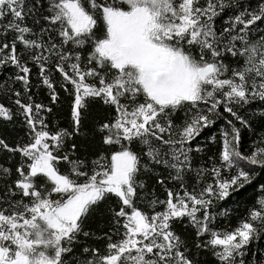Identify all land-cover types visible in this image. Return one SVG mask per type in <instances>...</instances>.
<instances>
[{"label":"snow or ice","instance_id":"snow-or-ice-1","mask_svg":"<svg viewBox=\"0 0 264 264\" xmlns=\"http://www.w3.org/2000/svg\"><path fill=\"white\" fill-rule=\"evenodd\" d=\"M0 264H264V0H0Z\"/></svg>","mask_w":264,"mask_h":264},{"label":"trees","instance_id":"trees-1","mask_svg":"<svg viewBox=\"0 0 264 264\" xmlns=\"http://www.w3.org/2000/svg\"><path fill=\"white\" fill-rule=\"evenodd\" d=\"M250 196H251V193H249V198H250Z\"/></svg>","mask_w":264,"mask_h":264}]
</instances>
